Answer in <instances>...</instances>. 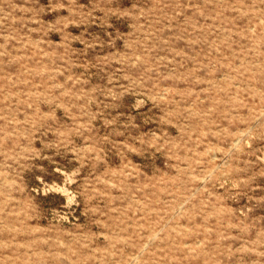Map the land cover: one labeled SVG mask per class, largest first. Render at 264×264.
<instances>
[{
	"label": "rangeland",
	"instance_id": "obj_1",
	"mask_svg": "<svg viewBox=\"0 0 264 264\" xmlns=\"http://www.w3.org/2000/svg\"><path fill=\"white\" fill-rule=\"evenodd\" d=\"M0 264H264V0H0Z\"/></svg>",
	"mask_w": 264,
	"mask_h": 264
}]
</instances>
